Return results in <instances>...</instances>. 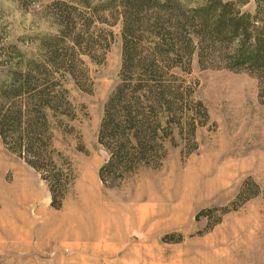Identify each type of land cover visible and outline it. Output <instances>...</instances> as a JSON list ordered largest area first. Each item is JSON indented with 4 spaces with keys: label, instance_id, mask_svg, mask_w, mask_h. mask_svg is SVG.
<instances>
[{
    "label": "rangeland",
    "instance_id": "1",
    "mask_svg": "<svg viewBox=\"0 0 264 264\" xmlns=\"http://www.w3.org/2000/svg\"><path fill=\"white\" fill-rule=\"evenodd\" d=\"M53 1L20 0L32 7L31 26L0 28V84L41 56L48 29L62 25ZM74 1L84 0L66 2ZM106 1L75 4L72 16L108 47L90 48L93 58L77 48L76 78L53 72L68 101V110H46L47 154L63 181L58 209L41 171L0 137V264H264V75L218 58L201 68L196 55L190 70L174 68L180 125L158 130L155 162L104 184L99 126L122 61L121 8ZM240 9L253 14L255 0Z\"/></svg>",
    "mask_w": 264,
    "mask_h": 264
},
{
    "label": "trees",
    "instance_id": "2",
    "mask_svg": "<svg viewBox=\"0 0 264 264\" xmlns=\"http://www.w3.org/2000/svg\"><path fill=\"white\" fill-rule=\"evenodd\" d=\"M66 1H53L61 17L60 34L47 36L40 43L41 56L29 58L0 84L1 140L5 146L11 143L20 157L41 171L48 184L50 205L57 209L64 197L63 181L47 154L51 136L46 129V110L63 105L67 109L68 101L57 88L53 72L62 68L76 78L70 64L77 58V48L93 58L90 48L108 47L107 38L101 34L93 37L87 26L73 21L75 4L89 6V0ZM110 1L116 0L105 3ZM246 1L117 0L122 20L120 81L106 99L98 136L108 152L99 168L104 184L111 177H125L140 165L155 162L151 141L158 130L180 125L177 112L182 85L176 83L174 68L190 70L196 55L201 68L218 58L227 69L252 68L264 75V0H255L253 14L241 11ZM86 18L91 26V16ZM82 34H86L85 43L79 40ZM165 111L173 114L171 119L162 117ZM11 134L14 137L10 140ZM43 162L54 167L51 175L42 173Z\"/></svg>",
    "mask_w": 264,
    "mask_h": 264
},
{
    "label": "clouds",
    "instance_id": "3",
    "mask_svg": "<svg viewBox=\"0 0 264 264\" xmlns=\"http://www.w3.org/2000/svg\"><path fill=\"white\" fill-rule=\"evenodd\" d=\"M30 27L32 23V7L25 9L20 0H0V28L13 32L19 23ZM58 25L51 27L48 31L50 36L58 34Z\"/></svg>",
    "mask_w": 264,
    "mask_h": 264
}]
</instances>
